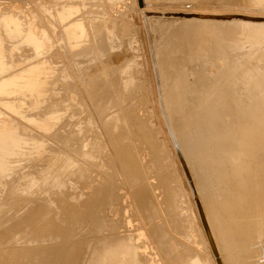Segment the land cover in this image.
Listing matches in <instances>:
<instances>
[{
	"label": "bare ground",
	"instance_id": "1",
	"mask_svg": "<svg viewBox=\"0 0 264 264\" xmlns=\"http://www.w3.org/2000/svg\"><path fill=\"white\" fill-rule=\"evenodd\" d=\"M26 1L0 0V11L22 13L24 20L31 24L33 37L41 39L40 44L45 47L39 55H46L55 46L51 42L47 43L50 39L49 34L54 37L59 31L52 24L51 19L54 18L49 10L50 4L56 0H31L37 11ZM76 1L81 4L82 11H91V16L99 9L98 11L102 13L100 29L104 30L110 41L115 30L114 25L119 19L126 16L133 22L136 5L140 10L145 39L151 32L150 21L161 19L180 23L200 22L205 25L229 26L223 28L224 35L219 34L220 32H215L219 35L210 34L211 38L222 37L225 41V47H220L225 50L226 56L229 48H236L231 44L233 35L237 33H240L249 45H255L242 57L228 56L223 62L227 67L226 70L219 72L221 75L218 74L219 76L213 81H211L213 78L209 80L205 78L206 69L200 72L190 71V79L201 77L206 80L200 85L197 84L198 82L190 81L192 85L189 84L183 89L184 99L179 111L176 109L175 113L179 119L175 120L173 111L168 105L167 92L166 95L163 92L153 44L148 39V42L146 41L147 44L149 43L147 47L159 114L186 180L215 264H264V18L236 14L208 15L205 11L185 12L180 9L145 12L144 9L148 5L143 0H136L135 4L134 0ZM181 1L211 5L216 1L234 3L238 0ZM102 4L104 8L96 7ZM91 5L93 7H90ZM164 5L158 6L163 8ZM158 6L153 7L159 8ZM39 15L46 28L43 27ZM56 20L61 32L67 35L71 27L65 26V20L60 22ZM198 62V60L193 63L190 61L187 65L193 67ZM181 78L182 74L178 79ZM197 85L203 86L201 92L194 91ZM185 93L190 95L186 97ZM72 98L74 100L73 96ZM8 104L3 108L5 109ZM55 109V104L54 106L49 104L44 111ZM7 125L5 116L0 113V128L4 129ZM151 126L153 127V124ZM81 128L83 127L73 130L77 132L76 130L81 131ZM13 131L15 135L17 129L16 132ZM22 138L18 140L16 138L18 142L14 145L11 140V145L15 148L14 151H18L21 156L19 158L24 157L29 165H34L33 167L39 165L42 168L50 164L47 160L49 162L56 156L45 155L47 152L50 153L47 151L48 140H43L46 138L42 139L34 135L30 141ZM152 145V153L158 150L155 161L159 170H163L164 165L170 162L167 155L162 153L163 144L156 140ZM104 152L110 157L106 148ZM138 155L147 178L145 187L138 186L141 178H135L127 165H123L122 169L125 183L121 180L114 164L112 169L117 174L111 175L114 184L105 185L97 175L89 174L88 187L79 191V195H82L83 201L87 204V209L82 220H79L74 228L73 234L65 240V244L53 247L26 246L25 240L28 239L21 235L24 232L20 233L18 223L10 220L5 228L0 229V257L10 264H213L191 203L186 199L180 182H176L177 177L173 176L171 171L168 174H161L160 178L151 177L155 166L141 153ZM11 167H8L10 169L7 171L13 169ZM101 167L104 169L103 173H109V169L104 164H101ZM18 168L14 169H23V167ZM43 170L38 174L46 175L50 171ZM55 176L62 177L61 172L56 173ZM12 184L8 185L12 187ZM48 184L57 185L59 188L65 185L62 180L57 179ZM73 184L78 188L77 183ZM125 186L130 190V195L123 190ZM88 189H90L89 194L86 192ZM3 193L0 191V194ZM17 196L18 194L15 198ZM20 205L16 212L18 209L21 210ZM52 209L54 210V207ZM20 225L19 227L22 226ZM22 236L25 240H22Z\"/></svg>",
	"mask_w": 264,
	"mask_h": 264
},
{
	"label": "rangeland",
	"instance_id": "2",
	"mask_svg": "<svg viewBox=\"0 0 264 264\" xmlns=\"http://www.w3.org/2000/svg\"><path fill=\"white\" fill-rule=\"evenodd\" d=\"M143 1L148 5L144 9L145 12L180 9L185 12L205 11L208 15L236 14L264 18V1L261 0H238L234 3L216 1L211 5L181 0ZM26 2L37 11L31 0ZM160 4L165 5L162 8L158 6ZM96 7L105 6L102 4ZM81 8V4L76 0L71 2L56 0L50 4L49 10L54 18L51 19L52 24L59 30V35L57 33L52 37L48 33L50 39L47 43L51 42L55 46L46 55H39L45 47L40 44L41 39L33 37L31 24L24 20L22 13L0 11V113L8 122L4 129L0 128V191L4 192L0 194L2 205L0 229L5 228L11 220L18 223L20 233L24 232L21 235L28 239L27 241L22 236L26 246L53 247L65 244V240L73 234L74 228L79 220H82L87 209V204L83 201L82 195H79V191L88 187V175L94 173L105 185L114 184L111 177L117 175L112 169L114 164L125 183L122 169L123 165H127L135 178H141L138 186L145 187L147 178L138 155L141 153L155 166L151 177L160 178L161 174H168L170 171L177 177L176 182H180L186 199L191 203L211 260L215 264L186 180L159 114L147 47L149 43L146 41L149 40L153 44L163 92L164 94L167 92L168 105L175 120L179 119L175 113L176 109L179 111L184 99L183 89L190 81L198 82L200 85L206 80L201 77L190 79V71L200 72L206 69L205 78L207 80L213 78L211 80L213 81L226 70L223 62L228 56L242 57L255 45H249V42L237 33L233 35L231 44L236 48H229L226 56L225 50L221 48L225 47V41L222 37L211 38L210 34L220 32L219 34L224 35L223 28L229 26L205 25L200 22L180 23L161 19L150 21L151 32L145 39L140 10L136 5L133 22L126 16L119 19L114 25L115 30L110 41L104 30L100 29L102 13L98 11L99 9L91 16V11H82ZM39 18L46 28L41 15ZM56 19L59 22L65 20V26L71 27L67 35L61 32ZM236 39L240 41L236 42ZM197 60L200 64H194L193 67L187 65V62L193 63ZM181 74L182 78L179 80ZM198 85L196 89L194 88L195 92H201L200 89H203V86ZM184 95L188 97L190 94ZM7 103L11 107L7 105L5 109L8 110H5L3 106ZM49 104L53 106L55 104L56 109L44 111ZM80 126L83 127L81 131L73 130ZM13 130L16 132L15 135ZM32 135L38 138L44 136L46 139H42L48 140L47 151L50 153L47 152L45 155H56L51 161L47 160L49 165L40 168L38 163H34L38 166L33 167L34 165H29L24 157L19 158L21 156L17 150L14 151L11 140L14 145L22 137L30 141ZM156 140L163 144L162 153H165L170 161L164 165L163 170H159L155 161L158 150L152 153V144ZM105 148L110 157L104 152ZM101 164L109 169V173H103ZM15 165L23 169L16 170ZM10 166L13 169L7 171ZM45 169L50 170L46 175L38 174ZM59 172L62 177L57 178L55 174ZM55 179L62 180L65 185L59 188L57 185L48 184ZM73 183H77L78 188H75ZM8 184H12V187ZM123 190L130 195L128 187L125 186ZM86 192L89 194L90 189ZM10 201L16 204L13 205ZM19 205L21 210L18 209L16 212ZM24 205L27 208H24ZM48 209L52 211L49 212ZM6 210L7 212L11 210L8 212L10 215L5 212ZM45 222L49 224L46 225ZM19 224L22 226L19 227ZM7 262L0 257V264Z\"/></svg>",
	"mask_w": 264,
	"mask_h": 264
}]
</instances>
